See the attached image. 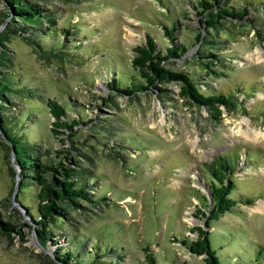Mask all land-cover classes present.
<instances>
[{"label": "rangeland", "instance_id": "374dc122", "mask_svg": "<svg viewBox=\"0 0 264 264\" xmlns=\"http://www.w3.org/2000/svg\"><path fill=\"white\" fill-rule=\"evenodd\" d=\"M197 1H41L53 11L57 27L71 30L63 37L66 52L40 56L21 37L6 42L10 62L0 64V73L20 90L9 96L6 115L11 119L28 112L24 131L40 147L42 160L74 149L72 162H62L76 167L71 163L78 161L96 177L90 190L96 203L81 201L67 219L57 218L48 227L54 241L43 247L37 226L16 201L17 191L10 194L13 180L0 146V213L22 225L21 235H0V264H42L37 255L53 257L74 235L81 246L115 249L103 255L105 264H150L149 254L156 264H205L202 255L191 254L179 242L196 239L197 226L209 231L220 264H264V0L220 1L208 12L230 5L245 9V16L220 19L216 34L202 29L199 20L206 18L195 9ZM172 26L176 43L187 49L162 65L192 75L201 91L233 94L234 105L220 106L218 118L181 98L175 81L155 83L161 91L111 94L112 78L136 73L134 48L147 36L160 49L169 47L164 27ZM209 60L213 73L202 66ZM46 99L64 106L69 119H84L70 138V131H51L54 119ZM215 160L232 165L229 196L245 199L206 228L200 213L206 208L198 203L209 195L206 167ZM19 197L23 203L33 201L32 191Z\"/></svg>", "mask_w": 264, "mask_h": 264}, {"label": "trees", "instance_id": "16d2710c", "mask_svg": "<svg viewBox=\"0 0 264 264\" xmlns=\"http://www.w3.org/2000/svg\"><path fill=\"white\" fill-rule=\"evenodd\" d=\"M2 1L4 11L0 14V25L4 22L5 24L0 32V64L4 65L6 62H10V56H8L5 44L12 36L21 37L40 56L66 52L67 44L63 42V37L70 35L71 30L68 27H57L53 11L39 4L41 1L45 2L48 0ZM220 1L222 0H214L212 4L207 0H199L195 8L199 10V15H203L206 18V20H199L203 25L202 29H210L215 34L221 25L220 19H225L226 17L241 19L245 16V9H234L230 5H224V8L218 9L215 13L208 12ZM44 23L47 26H44ZM174 30L173 26L172 28L164 27L165 36L171 39V43L169 47H165L163 50L158 47L156 41L150 36H147L142 44L134 48L135 55L131 64L136 73L131 76L121 74L118 78H112L109 85L111 94L116 92L131 96L140 90L145 91L150 88L161 91V88L156 86L155 83L175 81L180 84L181 98L187 99L189 104L207 108L214 118H218L221 113L220 106L230 108L231 105H234L233 94L201 91L192 75L163 67L162 64L165 60L173 57L179 58L187 49L184 43H176ZM201 36V32H198L196 36L197 42L201 39ZM49 41L48 45L47 42ZM69 41L73 42V40ZM46 46H50L52 51H47ZM207 57L216 61L218 59L213 54H208ZM213 65L212 60L202 62L204 69L212 73L213 69L211 67ZM14 86L15 82L11 80V77L0 73V130L5 138V140H0V146L8 173L13 180L10 194L15 181V170L10 163V156L13 152L14 162L19 168L16 201L21 204L26 215L37 226L35 233L38 242L43 247H46L48 242L53 243L54 241V237L48 227L57 218L67 219L71 210L76 211L80 207L79 202L81 201L91 204L96 203V196L90 192L92 189L91 182L96 177L91 175L89 170L81 167L78 161L71 163L75 164L76 167H70L62 162V160H66L67 164L72 162L70 159L71 150H74L72 148L55 152L48 160H42L43 155L40 147L26 137L27 133L25 131L27 127H24V123L28 112L16 114L11 119L6 115L5 104H7L9 96L14 92L20 91L19 87L14 88ZM44 102L48 112L54 119L51 131L57 135H64L70 131V133H67V137L70 138L74 126L82 123L84 119L81 115H79L80 117L69 119L65 107L55 100L46 99ZM45 155H48L47 151ZM231 172L232 165L227 160H215L210 166L206 167V174L210 178L206 186L209 195L200 196L201 201L199 200L198 203L201 208L203 206L206 208L204 211H200L203 218H205L206 228L213 227V221H216L221 214L230 211L244 198L240 196L237 199L229 196L234 189V181L229 177ZM26 191H32V203L36 202V205L23 203L20 200L19 196ZM204 200H206L207 204H205ZM244 202L248 204L250 200L246 199ZM21 226V224L5 220L0 213V235H5L8 238H11L12 233L21 235ZM193 230L197 232L196 239H180L179 242L191 254L202 255L205 264H220L215 251L210 246L208 240L209 231L200 226L194 227ZM66 241L68 245L64 249L60 247L53 257L43 253L37 255L42 264H98V262L105 264L102 260L103 255L115 253V249L111 247L103 249L99 244L89 248L86 243L81 246V240L75 235L68 237ZM84 257L87 258L85 259ZM117 257L120 258L119 255ZM147 260L150 264H156L155 258L151 254L147 256Z\"/></svg>", "mask_w": 264, "mask_h": 264}, {"label": "water", "instance_id": "95a60500", "mask_svg": "<svg viewBox=\"0 0 264 264\" xmlns=\"http://www.w3.org/2000/svg\"><path fill=\"white\" fill-rule=\"evenodd\" d=\"M0 135L5 140L4 135L2 134L1 130H0ZM10 163H11V166L13 167V169L15 170V181H14V186H13V190H12V196H13L18 189V182H19V168L14 162L13 152L11 153V156H10Z\"/></svg>", "mask_w": 264, "mask_h": 264}, {"label": "clouds", "instance_id": "9594fccd", "mask_svg": "<svg viewBox=\"0 0 264 264\" xmlns=\"http://www.w3.org/2000/svg\"><path fill=\"white\" fill-rule=\"evenodd\" d=\"M260 135L264 136V132L260 133Z\"/></svg>", "mask_w": 264, "mask_h": 264}]
</instances>
